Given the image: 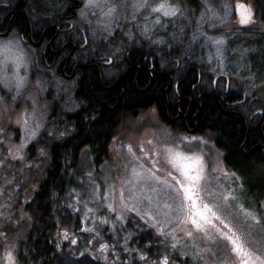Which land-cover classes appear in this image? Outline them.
I'll return each mask as SVG.
<instances>
[{
	"label": "trees",
	"instance_id": "1",
	"mask_svg": "<svg viewBox=\"0 0 264 264\" xmlns=\"http://www.w3.org/2000/svg\"><path fill=\"white\" fill-rule=\"evenodd\" d=\"M56 2L0 0V25H5L15 10H20L22 14L12 21V32L26 37L27 31L22 29L26 26L25 19L32 30H37L43 26L44 16H56L67 10V7ZM176 2L180 3V0ZM223 2L226 0H213V5L219 7ZM203 3L204 0H182L181 7L186 18L172 21L163 19V26L153 33V38L165 39L166 43L162 45L145 40L138 34V29L131 27L130 23L129 26L128 22L120 24L108 39L96 36L93 43L96 56H110L113 66L122 61L119 70L114 71L113 66L105 70L102 67H87L69 80L64 79L61 73L54 72L58 80L74 84L70 91L78 106L74 112H64L61 96L53 100L51 90L43 94L49 108L46 126L49 130L55 128L65 134L53 138L42 130L37 137L39 142L34 141L26 149L25 163L34 161V155L40 148L45 149L47 158L35 160L39 167L21 170L20 165L22 180L11 210L7 212V216H13L18 211L24 218L23 237L15 253L16 264H105L89 254H81L87 242L80 236L83 234L82 223L78 214L66 206V193L75 185L72 171L77 168L80 153L85 148L89 150L93 166L109 160V146L122 122L149 109H155L159 119L170 128L185 132L180 123L168 124L164 120L165 112L169 116L171 112L176 114L173 106L178 99H184L179 104L181 115L188 108L192 134L209 135L213 145L222 153L225 169L240 177L239 183L245 195L255 204L264 201V124L261 127L264 118L254 125L258 115L264 116V34L236 36L227 40L229 46L244 47L246 62L251 63L253 68L260 67L263 83L247 87L238 76L225 75L228 81V91L225 92L223 78L214 76L205 65L193 63L185 52L192 41L194 21ZM249 4L256 14L254 19L264 23V0H249ZM74 5L75 10L79 9L82 0H76ZM78 24L85 28L79 18ZM128 31L132 33L131 40L125 35ZM174 34L177 43L176 50L172 51L168 42ZM136 50H139L137 55L134 53ZM165 52L172 54L165 57ZM29 58L28 89L38 90L34 87L35 80H46L49 71L39 51L35 50ZM134 65L138 66V73ZM128 67L129 72L122 77ZM150 69L155 72L151 77L148 74ZM185 69L188 71L181 79ZM107 70L111 72L106 74ZM170 80L177 82L175 90L170 86ZM236 92H242L244 99L235 96ZM192 120L194 125L191 124ZM29 188L32 191L26 196L25 191ZM6 203H9L8 199ZM65 232L68 233L66 240L63 238ZM73 238L77 241L74 245L71 243ZM132 243L135 247L143 248L148 243V237L142 234ZM153 244L147 255L150 262L158 264L165 252L156 241ZM120 258L136 261L122 252ZM136 264L142 262L136 261Z\"/></svg>",
	"mask_w": 264,
	"mask_h": 264
},
{
	"label": "snow or ice",
	"instance_id": "2",
	"mask_svg": "<svg viewBox=\"0 0 264 264\" xmlns=\"http://www.w3.org/2000/svg\"><path fill=\"white\" fill-rule=\"evenodd\" d=\"M176 0H84L80 9V22L91 34L92 42L95 43L97 33L104 35L105 39L112 36L113 26H119L121 18L128 20V9L131 8V20H137V13L142 9L148 10V15L143 17L144 24L140 27V36L149 40L152 44L162 45L166 41L162 37L153 38V31L157 26H163L162 21L168 18L169 21L176 18H186V13ZM201 16L194 23L196 31L192 40L196 41L199 36H204L213 45H220L221 40L208 37L201 31V25L205 22L209 27L215 23H224L225 17L231 10V5L224 4V16L218 15L213 0H204ZM240 12V24L254 22L255 13L250 6L241 3L235 5ZM92 17V19H90ZM152 17V19H149ZM183 32V29L180 30ZM129 40L133 39L131 31L125 33ZM85 47L89 43V36L81 37ZM111 42V41H110ZM177 36L174 34L169 38L168 46L172 51L176 50ZM23 45V46H22ZM28 49L26 52L25 49ZM23 37L18 32L11 30L5 36H0V84L10 89L12 81H15L17 93L27 84L26 62L28 54L34 53ZM163 51V49H161ZM172 52H165V57ZM217 57L223 53L219 47L216 48ZM211 59V58H210ZM111 63V57L105 59ZM34 63H39L35 61ZM25 69V75L19 74V69ZM222 75H227L224 71ZM45 81L37 78L34 87L40 92L44 90ZM244 95H248L247 92ZM15 100V96L12 97ZM3 97H0V102ZM155 112V109H153ZM261 118H264L262 116ZM17 126L19 143L12 144V136L9 132L12 124ZM41 130L53 138L62 137L65 133L58 132L55 128L49 130L44 122V114L39 111L35 102L30 109L25 108L15 113L13 119L6 107H0V169L10 165V161L21 162L23 168L39 167L38 163L27 160L29 144L33 141L39 142L37 137ZM210 137L195 135H176L164 130L163 137L156 139L155 143L149 140L152 145L146 149L143 142L138 146V152L131 144L121 145V149H127L130 157L122 166L123 174L119 177H108L103 181V195L101 185L93 181L90 198L99 200L102 207H106L107 215L93 216V226L85 227L83 231L93 234V239L103 240L95 221L98 219L100 225H108V232L111 233L108 242H100L95 248L98 255L96 259H103L105 264H157L149 261L147 253L154 246L153 241L163 246L165 254L158 264H208L206 256L220 255L219 244L223 240L226 255L221 256L219 264H264V239L257 241V248H251L247 236L250 234L251 226L245 231L244 225L232 223L225 213L229 206L238 207L243 212L245 220H251L256 224L264 225V215L257 217L253 212L238 206L239 199L235 195L236 189L231 185L225 187L220 184V177L229 176L219 163L209 165L208 161L213 157L214 146L210 144ZM116 137H113L115 142ZM87 152L88 149L83 150ZM216 155H219L218 153ZM38 156L47 158L44 148L38 150ZM232 183L240 180L235 173H231ZM87 176L92 179V173ZM109 179L113 183H109ZM119 181L118 202H110L109 194L114 192ZM4 185L7 186L4 187ZM15 185L13 178L5 177L3 185H0V197L5 195L11 197L8 188ZM19 187V185H15ZM242 188V185H238ZM70 198L80 196L81 193L72 189L68 193ZM80 202L79 200L77 201ZM10 203V199H9ZM8 203H0V208L7 209ZM69 207L73 205L69 204ZM83 220L89 218V213L94 210L87 208ZM264 207V205H262ZM114 214V215H113ZM0 215H3L0 212ZM119 225V227H117ZM132 229L128 231V229ZM148 237V243L143 248L130 247V242L140 234ZM123 233V235H121ZM5 235L0 233V236ZM68 238V233H64ZM93 239L87 241L92 244ZM71 243L76 244L73 239ZM58 246V245H57ZM119 247V252L117 251ZM169 249L171 251L169 252ZM120 252L128 257H136V261L121 260ZM83 255V253H82ZM8 264H15V257L11 250L5 253Z\"/></svg>",
	"mask_w": 264,
	"mask_h": 264
},
{
	"label": "rangeland",
	"instance_id": "3",
	"mask_svg": "<svg viewBox=\"0 0 264 264\" xmlns=\"http://www.w3.org/2000/svg\"><path fill=\"white\" fill-rule=\"evenodd\" d=\"M83 3L84 0L82 1V7H83ZM237 3L250 6L249 0H226V2L221 3L219 7L217 6L215 7L218 15L224 16L223 5L224 4L231 5V10L229 11V14L225 17L224 23L216 22L214 27H209L207 22L201 25V31L206 33L208 37H213L217 40L222 41L220 45H213L211 41L206 40L204 36H199L196 41L193 40L191 41L190 45H188V47L185 48V52L187 53L188 58L193 63L205 65L214 76L222 75V73L226 71L227 75L238 76L241 82L247 84V87H254L263 83L262 82L263 75H261V73L259 74V72H261L259 69L260 67L253 68L251 63L248 64L246 62L245 60L246 51L242 45L229 46L227 40L231 37H236V36H255L256 34H264V23L258 22L254 19V22H250L248 24H240L239 22L240 12L235 8V5ZM202 11H203V7L199 9L196 20L200 18ZM130 14H131V8L128 9V13H127L129 17L128 20L125 21L123 18H121L118 22V25L126 24V22H128V25L130 23L131 27H134L135 29L137 28L138 32H140V27H142L144 24L143 17L148 15V10L142 9L139 13H137L136 21L131 20ZM90 19H92V17H90ZM149 19H152V17H149ZM164 19H168V18H164ZM79 20H80V16H79ZM138 25L140 27H138ZM159 27L160 26H157L154 29L153 33L159 30L160 29ZM193 27H194L193 30L194 33L196 31L195 23ZM117 28L118 26L114 25L113 31ZM89 35L91 36L90 33ZM96 36L98 37L104 35L101 33H97ZM217 47L221 49L223 53L222 57H217L216 54ZM25 51L27 52L28 49L26 48ZM32 54L33 53L31 54L29 53L26 60V62L28 63L27 84L25 85L24 88H22L19 91V93H17V90L15 88L14 80L10 85L11 90H9V88H5L2 84H0V97H3V101L0 102V107L8 108L12 118L14 119L15 113H18L25 108L30 109L33 102H35L38 110L43 112L44 122L46 124L49 108H48V103L43 100V94L51 90L52 91L51 96L53 97L52 98L53 100H56L57 96H61V99L63 100L62 106L64 112L65 111L68 113L74 112L78 106L77 102L74 101V98L72 97V93L70 91V89L73 88L74 84L72 82H67L65 80L63 81L58 80L54 72L51 71L47 72V78L46 80H44L46 83L44 86V90L42 92H40L39 90L28 89L29 87L28 76H29V68H30L29 56H31ZM263 70H264V66H263ZM110 72L111 70L105 71L106 74H109ZM19 74L25 75V69L23 67L19 69ZM13 96H15V100L12 99ZM164 130L171 132L173 136L195 135V136L210 137L209 135H197L192 133L189 134L185 132L172 131L166 124H164L159 119V117L156 114V111L153 112V109H149L147 111L139 113L134 118H127L122 122V124L118 129L115 142L112 140L109 146V153H110L109 160L103 162L101 165L97 167L93 166L91 164V156L89 150L87 152H84L83 151L84 149L81 151L79 156L78 166L74 171H72L75 185L70 187L66 193V204H67L66 206L73 212L77 213L80 218V221L82 223L81 231L83 232V234L80 236L82 239L86 241L93 239L92 233L83 231V228L93 226V219H92L93 216L98 218L100 216L107 215L106 207H102L101 202L99 200H94L90 198L93 181L95 184L101 185V195H103V181L105 180V178L108 177L114 178L121 176L123 172L119 166H122L127 160L130 159V157L127 155V149H121V145L131 144L134 146V150L137 151V154H139L138 146L142 142L146 149L151 148L152 145H149L147 142L149 140H152L155 143L157 138L163 137ZM9 132L12 136L11 143L18 144L19 135L17 134V126L14 123L9 129ZM210 144L213 145L211 139H210ZM217 153L219 155H216ZM34 157H35L33 159L34 161H32L34 163H38L37 162L38 160L45 159V158L40 159V157L38 156V151L36 152ZM35 160L37 161L35 162ZM217 162L219 163L220 168L224 169L227 173H229V176L227 177L222 176L221 173H216V175L220 177L221 185H224L225 187L231 185L233 188L236 189L235 195L239 197V199L236 201V204L238 206H242L243 209L247 211L253 212L254 214L257 215V217L264 215V207H262V205H264V201L255 204L254 202L251 201L250 198H248L245 195L242 188L238 187V185H240L239 181H236L235 184L232 183V178L230 175L232 172L225 169L222 163V153L214 146L213 157L211 160L208 161V163L209 165H213L216 164ZM20 165L21 162L19 161H10L9 166H5L4 168L0 169V185H3V180L5 177L13 178L15 181V185H19V182H21L22 180V177L20 178V174H21ZM88 172L92 173L91 180L87 176ZM108 182L111 184L113 183V180L109 179ZM116 183H117L116 190L109 194L110 202H118L119 199V181H117ZM15 185L7 189L8 192H10L12 195L10 198L7 195H5L4 197H0V203H6L7 199L8 201L10 199V203H8L9 206L7 210H5V208H0V212L3 213V215H0V233L5 234L3 236H0V264H8L5 253L6 251L9 250L13 252V255L15 257V264H16L15 253L17 252L18 243L23 237V233H22L24 231L22 229V221L24 219L23 216H21V214L18 211L13 216H7V212L11 210V205L14 203L15 193L16 191H18L17 190L18 187H16ZM4 187L7 188L6 185H4ZM72 189H75L76 192L81 193V195L70 198L68 193ZM30 191H32L31 188L25 191L26 196L30 195ZM78 200L80 201L79 203L77 202ZM85 202H87V208H91L94 210L92 213L88 214L89 218L87 220L82 219V217L86 212V208L84 206ZM69 204L73 205V207H69L68 206ZM225 214L228 215L232 223L236 225L243 224L245 231H248L249 226H251V231L250 234L247 236V239L249 241V245L251 248H257L258 246L257 241L264 239V225L256 224L255 222H252L250 219L246 221L243 212L239 211L238 207L229 206ZM95 224L98 230L100 231L103 240L97 241L93 239L91 245H89L86 242L85 243L86 246L83 248L84 251L82 250L83 252H81V254L82 253L89 254L93 258H95V256L98 255V253L95 252V248L99 247L100 242L106 241L109 244L113 243V240L110 239L111 233L108 232L107 230L108 225H100L98 219L95 221ZM117 227H119V225H117ZM142 234L144 235L143 232L138 234L134 238L133 242L139 239L142 236ZM121 235H123V233H121ZM224 245L225 242L221 240L219 244L220 255L206 256L208 264H219L221 256L226 255V250L224 248ZM129 246L136 248L132 242H130ZM117 251L119 252V247H117ZM131 258L136 259L135 256ZM97 260H103V259H97Z\"/></svg>",
	"mask_w": 264,
	"mask_h": 264
},
{
	"label": "flooded vegetation",
	"instance_id": "4",
	"mask_svg": "<svg viewBox=\"0 0 264 264\" xmlns=\"http://www.w3.org/2000/svg\"><path fill=\"white\" fill-rule=\"evenodd\" d=\"M57 4L62 5L64 7H67V10L60 13L55 14L56 16H44L43 20V26L38 28L37 30H32L28 21L25 19V28L23 27V30L27 31V36L24 37L23 35H20L23 37V41L28 44V46L34 50L39 51L40 55L42 56L43 64L45 65L46 69L51 72H59L61 73L62 77L64 79H72L73 76L77 74L79 70H82L83 68L92 67L95 69H98L100 67L105 70L106 68H109L113 66V60L111 59V63H106L105 59L107 57H97V53L95 50H93V42L92 38L87 33V29L80 26L78 24V12L82 8V5L79 9L75 10L74 2L76 0H56ZM66 1V2H64ZM83 1V0H82ZM1 8V7H0ZM1 13V11H0ZM20 13V10H15L13 14L10 16V18L7 20V22L0 25V36L3 35L5 32L12 31V21ZM4 25V26H3ZM83 35L89 36V43L85 47H81L83 44V40L81 37ZM139 50L134 51V53L137 55ZM129 53V52H128ZM127 53V54H128ZM126 54V58H127ZM122 66V61L116 62L115 70H119ZM137 73L139 72L138 66L134 65ZM111 69V68H109ZM187 69V68H186ZM184 70L182 78L185 77L188 70ZM130 70V67H128L124 71V77ZM151 69L148 70V74L151 77L152 74H154ZM137 75V74H136ZM223 78V80L226 83V90L227 88V78L225 75H219ZM121 77V78H122ZM170 86L175 90L177 82H173L172 80L169 81ZM216 78L214 79L213 83L215 84ZM242 92H236L235 96H241ZM243 98V96H241ZM244 99V98H243ZM184 99H178L173 108L176 110V114L171 112L170 116L165 112L164 117L165 121L168 124L180 123L186 133H192L190 132L192 129L189 127V119H188V108L184 111V114L181 115L179 104ZM171 109V108H170ZM182 116V117H181ZM258 119L256 120L254 125H257L259 123V120H261L262 115H258ZM191 124L194 125V120L191 121ZM264 124V120L261 122V127ZM169 127V126H168ZM170 128V127H169ZM172 131L174 128H170Z\"/></svg>",
	"mask_w": 264,
	"mask_h": 264
},
{
	"label": "water",
	"instance_id": "5",
	"mask_svg": "<svg viewBox=\"0 0 264 264\" xmlns=\"http://www.w3.org/2000/svg\"><path fill=\"white\" fill-rule=\"evenodd\" d=\"M8 32H5L3 35H6ZM109 64V63H108ZM190 132H193V129L190 131Z\"/></svg>",
	"mask_w": 264,
	"mask_h": 264
}]
</instances>
